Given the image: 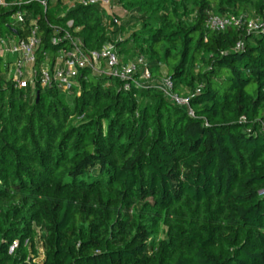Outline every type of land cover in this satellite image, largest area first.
I'll list each match as a JSON object with an SVG mask.
<instances>
[{"label":"trees","instance_id":"trees-1","mask_svg":"<svg viewBox=\"0 0 264 264\" xmlns=\"http://www.w3.org/2000/svg\"><path fill=\"white\" fill-rule=\"evenodd\" d=\"M21 1L0 36L37 21L36 68L68 33L114 44L122 65L143 58L152 86L83 70L68 91L17 87L0 58V264H264V35L206 26L264 22V0H113L121 22L101 4ZM163 77L195 117L155 88Z\"/></svg>","mask_w":264,"mask_h":264},{"label":"built area","instance_id":"built-area-1","mask_svg":"<svg viewBox=\"0 0 264 264\" xmlns=\"http://www.w3.org/2000/svg\"><path fill=\"white\" fill-rule=\"evenodd\" d=\"M35 1L47 9L46 0ZM80 2L83 5L101 4L107 7H111L113 4V0H81ZM22 4L21 0H0V11L10 7L19 8ZM27 16V12L19 9L13 15L14 23L24 25ZM72 26L73 22H69L68 27ZM206 26L212 32H224L229 27H237L246 29L248 33L264 35V22L255 19L244 20L243 17L227 18L210 14ZM38 30L36 21L26 39L17 40L13 37L3 38L0 36V51H6L7 62L9 57L12 59L8 65V75L17 87H22L26 83L34 87L38 81L42 88L55 87L59 90L68 91L73 86H78V77L83 70H89L96 76L120 80L124 91H130L133 86L138 90H147L152 86L150 68L143 58L122 65L114 44H106L100 51H90L84 47L80 40L72 38L68 33L63 38H54L52 43L58 45L63 41H68L69 49L60 50L54 62L47 52L43 53L44 59L39 68H36L41 44ZM237 49L242 50L243 44L239 43ZM27 78L29 79L27 80ZM154 86L176 105L187 108L190 116L195 117L191 108L190 96L176 93L174 82L170 78L163 77ZM17 246V242L13 243L10 253Z\"/></svg>","mask_w":264,"mask_h":264},{"label":"rangeland","instance_id":"rangeland-1","mask_svg":"<svg viewBox=\"0 0 264 264\" xmlns=\"http://www.w3.org/2000/svg\"><path fill=\"white\" fill-rule=\"evenodd\" d=\"M81 0H75L72 4L68 5L69 8L74 7L75 5L81 3ZM114 4V3H113ZM108 13L115 15L116 17H118V19L121 21H126L127 18L129 17V15H127V13L121 8L116 6L115 4L111 6V9L107 10ZM126 36L124 38L128 37V34H125ZM118 51V49H117ZM120 56V55H119ZM0 58H2L5 62L7 61V57H6V51L5 50H1L0 51ZM121 60V59H120ZM29 77V76H28ZM29 78H27L28 80ZM31 79V78H30ZM38 238H37V248L39 251V257H38V261H42V259L44 258V246L43 243L41 241V232L38 231Z\"/></svg>","mask_w":264,"mask_h":264},{"label":"crops","instance_id":"crops-1","mask_svg":"<svg viewBox=\"0 0 264 264\" xmlns=\"http://www.w3.org/2000/svg\"><path fill=\"white\" fill-rule=\"evenodd\" d=\"M6 57H7V55H6Z\"/></svg>","mask_w":264,"mask_h":264}]
</instances>
